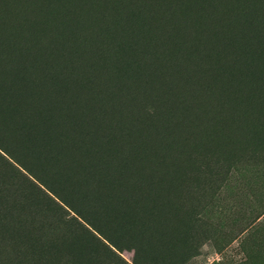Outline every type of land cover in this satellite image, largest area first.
<instances>
[{
    "label": "rangeland",
    "instance_id": "1",
    "mask_svg": "<svg viewBox=\"0 0 264 264\" xmlns=\"http://www.w3.org/2000/svg\"><path fill=\"white\" fill-rule=\"evenodd\" d=\"M0 66V264H264V0H0Z\"/></svg>",
    "mask_w": 264,
    "mask_h": 264
},
{
    "label": "trees",
    "instance_id": "2",
    "mask_svg": "<svg viewBox=\"0 0 264 264\" xmlns=\"http://www.w3.org/2000/svg\"><path fill=\"white\" fill-rule=\"evenodd\" d=\"M257 55H260V51L257 53ZM0 67H2V66H0ZM0 79H4L2 76H1V74H0ZM3 83H5V81L3 82ZM0 158L1 159H4V160H6L5 159V157L0 153ZM7 161V160H6ZM25 170H27V171H29L28 170V168H26L27 166L25 165H23V164H20ZM15 168V166L13 167V169ZM17 169V168H16ZM18 171V173H19V171H20V175L22 176V178L24 179V181L25 182H27V183H29V185L32 187V189H34V190H38V191H40V192H42V193H44L45 195H46V198H48L52 203L54 202L55 204H57V202H55V199L49 194V193H47V192H45L41 187H39V186H37V185H35V182H34V180L33 179H31L29 176H27L23 171H21V170H19V169H17ZM29 173L32 175V176H34L35 177V179H37L41 184H43V185H45L53 194H55L56 195V197H59L58 196V193L55 191V190H52V189H50L46 184V182H44V181H42V180H40L37 176H35L33 173H31L30 171H29ZM34 182V183H33ZM8 183L10 184V187H11V190L12 191H15V192H17V191H23V190H20L21 188H20V186L17 184V182L14 180V179H9L8 180ZM3 187L1 186V189H2ZM9 190H10V188H8ZM23 196H24V198L25 197H28L25 193H21ZM0 195L3 197L2 198V200H0V208L1 209H4L3 211H4V213L6 214V215H9V217H8V219H9V221L10 222H13V220H14V218H22V217H24L25 216V212L29 209V207H30V205L31 204H29L30 203V199H24V200H22L23 201V203L20 201V202H18V200H17V198H11V197H7V195H6V192L3 190H0ZM28 198H30V197H28ZM60 198V197H59ZM7 208H10V210H8ZM7 209V210H6ZM22 220H24V219H22ZM19 220H16L13 224L15 225L17 222H18ZM21 221V220H20ZM9 228H11V227H9ZM24 228V227H23ZM22 227L20 228V229H23ZM94 229H96L100 234H103L102 233V231H100L99 229H97L96 227H93ZM87 229V228H86ZM88 230V233H92L89 229H87ZM86 230V231H87ZM12 231V229H9L8 230V233H10ZM21 231V230H20ZM90 231V232H89ZM21 232H25V230H23V231H21ZM22 235V237L24 238V233H22L21 234ZM94 234L92 233V236H93ZM95 236V235H94ZM38 239H40V235L38 236ZM99 239V238H98ZM188 252H189V250H188ZM192 254V253H191Z\"/></svg>",
    "mask_w": 264,
    "mask_h": 264
}]
</instances>
